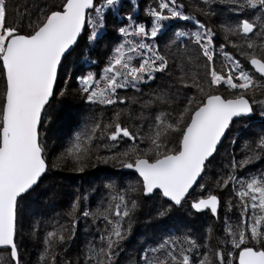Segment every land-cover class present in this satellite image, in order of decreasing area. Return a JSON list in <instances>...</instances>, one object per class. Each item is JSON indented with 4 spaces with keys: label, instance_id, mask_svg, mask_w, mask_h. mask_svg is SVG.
<instances>
[{
    "label": "snow or ice",
    "instance_id": "snow-or-ice-1",
    "mask_svg": "<svg viewBox=\"0 0 264 264\" xmlns=\"http://www.w3.org/2000/svg\"><path fill=\"white\" fill-rule=\"evenodd\" d=\"M124 8L125 0H0V264H29L27 240L35 264H264V166L253 171L264 164V0H153L143 20L140 0ZM109 16L119 42L99 72L84 70L97 64L91 53ZM69 95L86 112L50 164L46 109ZM254 116L260 131L238 158L229 152L234 129ZM99 165L133 179L109 176L94 209L89 190L77 188L57 214L68 224L44 221L43 236L40 220L25 225L30 205L55 204L56 173ZM150 201L152 220L210 214L223 235L213 225L199 236L170 230L124 259ZM81 219L96 232L71 251Z\"/></svg>",
    "mask_w": 264,
    "mask_h": 264
},
{
    "label": "trees",
    "instance_id": "trees-1",
    "mask_svg": "<svg viewBox=\"0 0 264 264\" xmlns=\"http://www.w3.org/2000/svg\"><path fill=\"white\" fill-rule=\"evenodd\" d=\"M184 3H189L190 0H183ZM191 2H195V0H191ZM153 0H140L141 10L138 12V16L140 19L142 17L140 15L143 14V9L152 4ZM215 7V6H214ZM200 19H204L200 17ZM184 23V22H180ZM210 23L215 26L218 23V19L213 17ZM119 42V37L116 34L108 33L103 41L100 42V46L103 43L108 45V50H111V47ZM60 87L63 86L62 81L59 84ZM72 88L75 89L77 86L73 81L71 84ZM145 92L149 91L147 87L141 85ZM154 87V85H153ZM123 94V91H121ZM133 91L128 90V95H132ZM68 103L71 105L70 110L76 111V104L81 102V111L77 114V120L73 123H70L65 126H61L57 130L56 137L54 139L48 140V145L51 142V160H55L56 156L62 151V149L68 144L71 137L75 134V131L78 130L79 118L86 112V105L80 99L78 95H69ZM248 127L245 128L243 124H237L234 129V134H239L240 139L234 148H229V152H235L237 157L241 156L240 153V145L243 141L250 137L251 133L259 132L261 127V120L258 116H254L251 121L248 122ZM58 138H61V142L58 143ZM264 166L261 162H258L255 166H253V171L257 168ZM215 171H219L217 168ZM55 190L59 193L57 200L54 205H49L47 200H44L40 203L30 205V213L29 216L25 219V225L32 220H40L41 221V236H43V231L48 229V225L44 223V221L52 220L53 217L59 219L61 224H68V220L66 217L58 216L57 214L64 213L68 204L72 198V193L76 191L77 188H82L85 190H89L91 196V205L90 207L94 209L96 207L97 202L100 199V195L103 192V185L108 182V177L112 176L117 180H122L123 183L127 184L133 178L128 173H123L120 169H113L108 165H99L97 168L89 169L87 173L83 176L77 175L68 171H63L55 174ZM207 179V178H206ZM52 181H46L45 186L51 185ZM92 189H100V192H93ZM223 198L226 200L229 197L227 191L222 193ZM158 207V205H157ZM35 213V216L32 215ZM155 209L153 207V202H148L146 206H144L135 217V224L133 229V236L126 243L125 252L122 253V257L124 259L127 258L128 255H136L139 250L141 243L146 239L150 240L153 238H157L159 235L168 232L170 230H179L183 229L186 231L192 232L194 235L199 236L202 232V226L213 225L217 229V235H223V227L222 221L216 220L211 217L210 214L200 215L199 217L190 216L188 212L185 210L174 211L169 218H165L163 220H152L151 215H154ZM220 215L223 218L224 216V208L222 207L220 210ZM232 222H235L236 217L232 213H229ZM50 230V229H48ZM89 232L95 234L96 226L91 224V221H85L81 219L77 225L76 229V239L74 242H70V250L75 251L79 247H82L85 239H91V236L88 234ZM27 250L30 251L28 258L24 259L29 262V264H35V253L37 248L34 247V241L27 240Z\"/></svg>",
    "mask_w": 264,
    "mask_h": 264
},
{
    "label": "rangeland",
    "instance_id": "rangeland-1",
    "mask_svg": "<svg viewBox=\"0 0 264 264\" xmlns=\"http://www.w3.org/2000/svg\"><path fill=\"white\" fill-rule=\"evenodd\" d=\"M127 10V0H125V8L124 11ZM138 15V13H137ZM142 17V20L145 19L143 14L140 15ZM108 33L116 34L113 30V20L111 16H109V27H108ZM85 47V41H81V48L78 51H82ZM110 54V51L108 50V45L106 43H103L101 46L100 44L96 46L95 50L91 53L92 59L97 60V64L93 65L89 68H86L84 70L87 71H93V72H99L105 65L107 56ZM63 87V86H62ZM68 96H65L63 98L57 96L52 102L51 106L46 109V116H45V126L48 128V131L45 133L46 136V143H48V140L54 139L53 137H56L57 135V129L61 126L67 127L70 123H73L77 120L78 113L81 111V102L76 104V111H73L71 108V105L68 103ZM61 142V138H58V143ZM48 159L49 163L51 160V142L48 145ZM30 254V251L26 250V254L24 255V259L28 258Z\"/></svg>",
    "mask_w": 264,
    "mask_h": 264
},
{
    "label": "water",
    "instance_id": "water-1",
    "mask_svg": "<svg viewBox=\"0 0 264 264\" xmlns=\"http://www.w3.org/2000/svg\"><path fill=\"white\" fill-rule=\"evenodd\" d=\"M123 173H128L129 170H121Z\"/></svg>",
    "mask_w": 264,
    "mask_h": 264
}]
</instances>
